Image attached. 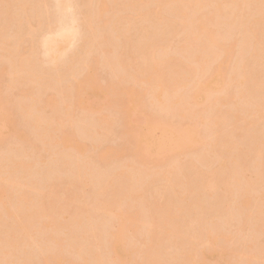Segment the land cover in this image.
<instances>
[{
    "label": "bare ground",
    "instance_id": "bare-ground-1",
    "mask_svg": "<svg viewBox=\"0 0 264 264\" xmlns=\"http://www.w3.org/2000/svg\"><path fill=\"white\" fill-rule=\"evenodd\" d=\"M110 1L111 0H102L98 2L95 5L97 7L94 10V13L92 9V11L90 10L91 12H89L86 18V29L91 32V38L90 40L89 38L88 40L86 39L88 42H86L85 48L83 47L84 50L82 49V51H84L82 52L83 56L81 55L80 58L77 57L76 60H74L75 63L73 62L74 64H71L73 67L70 68V70L73 75L81 76V65L84 64L92 70L103 64L110 69H114L112 70L113 72H119L118 76L114 79L115 81L112 80L111 83L108 82L103 85L99 83L95 73H88L83 75L82 79L74 87H71L70 85L64 86L65 76H61V72H58L59 74L56 72L60 69L59 63L62 53H64V45L73 43L76 39V34L79 32L75 30L79 26L76 24L77 21L68 15V12H72V0L54 1L57 9V11L56 9L55 11L58 15L54 14L58 18L63 17V19L59 18L58 21V18H55L59 23L55 21L56 24L53 21L55 23H53L54 26L51 25L48 27V37H45L42 41V48L44 49L42 53L43 55L45 54L44 60L47 58V64L50 62L51 64H49L54 66L53 68H55L57 74L56 76H53L52 72V74L43 73L45 76L52 75L51 78H53L51 81H49V77L47 79V76H43L42 72L39 74V70H36L35 68L37 63L35 61L36 59L34 60L35 57L32 55L35 52L34 45H32L33 47L29 48L28 51H23L24 53H22V55H19V53L22 52L20 51V47L16 46L19 48L16 49L17 52L19 51L17 56L15 54L16 51L13 48L16 44L14 45L13 43V46H10L8 44L9 42H7L8 38H5L7 41H2V39H0V48H7L10 51L12 50L11 52L14 54V56H12L14 60L12 59V61H14V64L16 63L13 65V69L19 74V76H14L11 80L8 86V93L7 91L6 93L0 91V144L3 143L1 145H4L6 142L5 140L9 138H18L19 141H22L21 147L27 146L33 149H29L27 151L28 153H32L34 149L36 151L37 146L28 140L29 135L25 132L26 127L25 129L22 127L26 125L28 127L30 124V126L32 125L34 128L33 132H38L37 135L39 137L36 136L41 142L40 148L44 149L42 152H49L48 156L50 154L53 156L59 155L57 156L58 159L63 157L61 161L59 160L60 164L58 165L57 170H64L66 173L67 170L70 171L74 166L73 163V165L71 162L69 163L73 156H76L74 158H79V155L84 154L85 146L83 141L85 136L88 139H91L89 136H93L92 139H94L97 136H106L104 133L107 131V133H109V129H111L110 127L112 125L110 126L111 123L106 116L97 121L99 124L101 121L103 123L101 125H104L103 129L105 131H102L104 132L103 134H98L99 132L97 133L96 131V134H94V131L92 130L93 132H91L90 129L94 127L93 121L96 122V120H92L95 118L94 114L102 113L106 107L113 108V110L116 109L120 112L123 117V137H126L125 139L128 143L130 142L133 144V142H135L134 144H137L136 151L134 150L135 153H133V156L130 159L132 160L131 162L134 163L125 164L123 167L121 166L119 170L117 168L116 172H114V170L107 173L108 175L104 173L102 175L101 171H99L98 175L97 170L95 171V173L97 172L96 175H93L92 171L94 169L92 167L89 168V163L88 165L83 161V166L80 161H77V164L75 165L76 167L73 168L75 171L73 169L71 171V174L74 172V175L66 173L67 177L70 175V179L68 178L69 182L64 181L66 184H69H63L67 187L70 186L71 191L73 190L77 192L76 194L72 192L74 196L72 195L73 197H69L71 191H69V193L66 192L67 190L65 191L66 193L62 191L63 194L61 195L65 196L68 193L67 197L69 198H66V200L64 199V196L63 198L60 197L61 195L53 193L54 189H56L54 186L57 182L58 186L62 185L63 178L59 180L61 182L60 184L58 179L56 181L55 179H52L56 182L55 185L47 184L53 182L51 180L53 175H51L52 177L45 179L44 176L42 177L43 174L39 175V171L37 170L38 177L40 178L41 176L44 178V181L41 178L38 179L37 175L30 171L31 169H34V172H36V167L33 168L32 166L34 161H38L39 159L36 160V158H32L34 161L30 159L31 157H35V154H32L29 157L27 155L28 153H26V151L24 152V149H22L23 147H20V149L18 148L19 151H16L17 153L14 149H11L13 152L11 153V151H8V148H10L11 145H8V148L5 147L7 149L6 151L14 156L12 155V157L10 155L11 158L3 159L5 152L3 153L1 149L3 147H0L3 153L0 152V154L3 155V160H0V264H14V262L20 264L18 263V260L25 262V260L19 259L18 255H16L18 259L14 257L15 251L19 249L20 246L22 247L23 244L24 246L27 245V238H32L31 234L34 233L33 231L38 233L44 232L45 236L43 233H40L42 235L37 234L36 232L37 235L34 233L36 237L39 235L40 239L47 237L45 238L46 240L44 239L40 241V239H38L39 241H34V243L37 242V244H39L38 247L36 246L39 249L38 251H41V247L44 248L42 250H46V252H42L43 254L45 252V255H41V252L38 251L36 253H40L41 257L43 256L42 259H40L42 264H250L257 259H260L258 260L259 263L262 260L264 261V242L262 241L263 244H260L259 247H253L256 248V251L258 250L257 252L251 247L255 246L258 241L260 242L262 240V237L260 240L256 238L257 235L259 238L261 236V234L259 235L257 233L262 232L264 235V198H262V200L255 199L256 201H259L255 202L253 199L256 197H252V192L264 185V126H261L263 123L262 121L264 120V68H262V72H256L255 70V68H257V70L260 71L261 66L264 67V65H261L260 62H258L257 58L259 55L257 53V47L264 45V0H252L251 2H248L249 0H129L127 7L133 14H135V16L140 18L141 21L148 22V20H154L153 22L157 25H163V23L166 22V19H164V16V18L162 17V13L160 12L161 10L166 9L175 16L173 20L167 22V24L170 23L168 26L171 25V29L167 31L170 26L166 27L167 29L163 28L165 31H163L164 33L162 34L159 33L161 34V36L158 34L159 37L155 34L151 37L150 35L152 34H149L150 32L147 30L149 27L146 28V25V27L140 25L142 27L140 31L144 32H142V36L145 34L144 38L147 39V42L145 41L146 45L144 48H138V46L135 45L136 47L132 49L133 52L131 57H134L136 53L140 54L144 64L142 67L133 65L131 70H126L123 56H120L119 54L116 56V52V55L114 56V51H110L111 49H109V45H111V43L114 45V39L116 38L115 42H117V37H122V35H126V38L129 36L127 39H131L129 34L127 36V33H130L129 31L132 30L131 28H134V16H124L119 18L118 21L111 20L112 17L109 16L111 13V8L109 7ZM7 2L10 3L11 1L8 0ZM18 2L21 4L23 1L18 0ZM42 2L45 3L43 4ZM42 2V8L46 10L48 6L46 5L47 2L46 0H43ZM114 3H116V1H114ZM38 4L39 5L35 7L36 9L34 8V12L38 9V6H41L40 3ZM151 4L159 6L161 10L156 11L155 9L153 10V8L152 10L149 9V11L143 10L144 6H151ZM27 7L26 4L24 6V3H22L19 7L20 12L22 10L24 13V8H26L25 12L27 14ZM209 9L212 11V15H208V13L205 12ZM113 10L115 11L114 13L117 12L116 8H113ZM43 12L44 11L41 9H38L35 12L39 22L41 21L40 24L45 20L44 18H41ZM48 13H50V11ZM199 13H203L202 17L198 16V18H196ZM26 14L24 13L21 15L24 16ZM0 15L2 17V12ZM47 15L49 18V14ZM67 15L70 17L69 19L67 18L68 20L66 19V17H68ZM23 16H20V18L21 22L24 23L25 20H22V18H25ZM32 17H34L33 21H35L36 17L34 15ZM2 18L6 20L5 16ZM28 18L26 15V19ZM64 18L67 23L63 22L65 21ZM41 19L44 20L42 21ZM28 20H26V26L28 25V27L31 28V23L33 21L32 19V22ZM38 20L36 21L38 22ZM60 21H62L63 24ZM118 22L121 24L123 23L121 28L119 25V29L115 27ZM153 22H150V24ZM0 23V32H6V29H9L8 26H10V23H7L8 26L4 24L6 21ZM16 23L18 24V21H16ZM145 23L146 22H144V24ZM48 24L50 25V21ZM1 25H4V27ZM235 25L236 28H242L240 34H243L242 37H244L240 40V43H242L241 48L240 44L229 42L231 41V36H233L231 35V32L234 33L236 30ZM215 26L221 27L218 32L214 31L213 28H215ZM109 29L113 30V32ZM105 30H107V33H103ZM158 30L159 29L157 28V32ZM182 31H186L187 35L183 34L185 36V41L184 43L179 44L180 46L178 45L177 49L179 48V57L176 58L172 53L170 54L172 45L169 42L172 43V41L168 38L171 36L172 38L173 36L176 38L175 36H180L183 33ZM221 31H224V33H221ZM4 32H2L1 35ZM109 32L112 34L114 33V39H111L108 34ZM115 34L118 36L115 37ZM127 41L131 43V41ZM103 46H106L104 47L105 49H103V53L105 54L104 58L101 57V59L99 55L97 54V56L93 51ZM237 46L241 49L242 56L240 55L238 57L239 59H237L234 66L231 67L229 62H227L225 68L223 65L224 62H221L218 66L214 65L221 58L232 54ZM212 47H214L215 50L212 49ZM113 50L115 49L113 48ZM151 51L154 54H157L156 57H149ZM245 53L249 54V56ZM15 57H18L17 60H15ZM249 62H253L254 64L251 66L250 64L252 63L249 64ZM35 63L36 65H34ZM220 65L223 67H220ZM9 66L10 65H8V68H10ZM53 68H51V70ZM6 70L7 65L6 68L4 64L3 66H0L1 77L2 73ZM93 71L95 72V70ZM46 79L48 81H46ZM129 79L133 80L135 83L131 88L127 86ZM80 82L83 84H80ZM231 84H234L235 86L233 92L230 91L232 89L229 87ZM23 85L27 87L24 90L28 93L26 98H28L30 102L27 100L28 103L24 102L23 105L20 103L16 104L18 107L19 104L21 105L19 108V114L22 117L19 114L18 115L23 119L22 122L19 117L20 119L16 122L17 118H14L13 112L10 108L9 96L6 94H9L14 88ZM34 85H37V87L40 88L39 92L42 91V87L46 90H43L40 93V96H37L32 89ZM38 85H41L42 87ZM60 85H62V87ZM136 85L144 86L145 93L147 90L150 91L149 95L152 99V105L154 103L159 110L155 114L154 112H146V117L150 118L146 130L144 129L140 133L134 135L132 134V131L128 129L126 122L129 107L124 98H126L127 94H130L129 99L131 101H139L145 104L146 98L142 95L141 91L135 89ZM49 88L51 90L54 88L51 93L55 94L56 92H53L54 90H56L57 93L55 95H49L50 92L47 91ZM86 91H88L90 98H82L81 102L86 105L80 106L85 112L83 113L84 117L81 118L82 115H80L79 121L73 120V116L71 117L72 109L77 104L80 95ZM48 107L61 109L64 112V117L67 119V122L71 125L72 130L62 131L58 124L53 123V120L45 118L43 114ZM189 107H191V109ZM249 107L251 110H249ZM145 109L147 111L146 104ZM188 112H190L191 115L193 114L191 121L192 124L190 123L191 125H187L188 123H173L174 120H178L179 118L185 119ZM90 116L94 118H91ZM88 118L91 119L88 120ZM19 121L22 122V124L26 122L28 124L26 123L21 126ZM87 121H92L93 125H91L92 122L89 123ZM86 122L92 127H89ZM199 125L203 128H199L201 127ZM147 128H155L154 131L157 129L160 130V132H162V137H159L160 139L153 137L154 131L150 134L147 132ZM103 129L101 128V130ZM235 130L246 131L247 138L251 139V142L253 141L256 143L257 149L254 152H250L253 155L252 159L251 157H249L250 159H247L250 154H248V150V152L244 154L246 159L241 157L243 156L242 153L244 152V149H242V147L240 148V145L236 142L233 134ZM59 131H61V134H58ZM7 144H9V142H7ZM201 145L203 149L201 152H197L196 160L192 159L190 161L191 163L188 162L189 164L187 163L186 165L183 163L182 165L180 164L181 162H178L177 165L172 166L170 171L167 170L169 172L165 171L164 173H159L160 171L158 172V170H154V174H151L153 173V169L150 168H152L153 165L154 168L155 165H159L157 164L158 162L156 161L158 160L155 157L160 153V150L161 152H166L173 148L182 151L187 150V153H191L196 151ZM120 151L122 152L123 150ZM62 152L65 154L62 155ZM239 152H242L241 155ZM105 154L109 155L112 159L121 155L116 148H104L100 155H102V158H105ZM26 155L33 163L30 164V161L27 160L28 158L26 160L29 161V163L25 161V157H27ZM66 155L70 156V159L68 158L69 161L66 160L67 158L65 159ZM53 156L48 157V159L53 158ZM74 158L72 161H74ZM53 159H56V156ZM40 161H38V163L35 162V166H37ZM57 161H51L53 162L52 165L54 164L53 166L51 165V162H47L49 163V166L51 165V167L54 168L57 165L55 163ZM64 161H68V165L65 164L66 162ZM195 161H198L199 165H203V169L206 166L205 170H202L201 167L199 168V165H197ZM47 162L44 161L43 164L40 162L41 164L39 165H41V167L39 168V166H37V169L43 168L40 170V172H43L45 168L43 165L45 163L47 164ZM74 162H76V159ZM214 162L219 164V168H216L218 171L212 169L214 166L212 168L210 167ZM172 163L173 162L169 163V165H172ZM61 164H65L67 167L69 166L68 169H66L65 165L63 166L65 169H63ZM86 164L88 165V168ZM136 165L139 169H137ZM49 166H47V168H49L50 171L52 169L51 173H54L55 176V173H58L56 172V167L54 168V171L53 168ZM59 167H61V170H59ZM139 170L142 172H139L140 175L138 177L139 179L143 177V179L140 180V183H138L140 185L138 186L135 180L138 178L137 175ZM29 171L34 174H31L32 177L36 175L32 178L35 179V182H31L32 180L29 179V177L31 178V175L28 177ZM46 171V173H50L48 172V169ZM156 172L158 174H155ZM110 173L112 174L109 175ZM162 173L163 175L161 177ZM44 175L48 176L47 174ZM56 176L61 178L62 174L59 176L58 173ZM66 176H63L64 179ZM134 176L135 179H133ZM156 176H160L162 181L165 179V182H168L167 184L170 186H166L169 188L168 195H164L167 192L165 189L162 194L163 202H159L157 200L159 198L153 196V198H156L155 201H153L154 199L152 198L151 202L149 200V203L147 204L148 197L146 198L144 195L149 196L153 187L150 189L151 191L146 188L149 186L151 188V185L155 184L156 181L161 182V179L159 180L160 177L157 180ZM36 177L40 183L43 181V185H46H42V187L37 181L41 186L39 187V185L36 184ZM147 177L150 179L149 182ZM145 178L147 180L146 182H144ZM48 180L50 181L47 182ZM133 181L135 185H133ZM85 186H91V189H94L90 191L92 192V195L90 192L87 194V196H89L88 198L91 200L89 201V199H87L88 202H85L87 201L85 200L86 194L83 191ZM157 186H154L155 190H157ZM229 187L232 188V191L229 190ZM145 189L150 192L144 194ZM35 190L40 192L39 196H36L38 193ZM234 191V195H237L239 197L238 200L240 201L238 202L239 205H237V212L240 213L241 218L244 216V219H246H243L242 222H245L246 224L247 220L253 221H251L252 223L249 221L251 226L248 224L249 227H247H251V229L249 230L246 228L248 232H245L246 236L249 237V234L252 231L256 232V237L254 236L256 240L252 237L254 234L251 233L252 240L249 239L248 241L247 239V242H244V244L247 243L245 244L247 246L245 247L246 249L244 248V245L242 247V242L239 243L242 247L239 249H242V251H238L235 248L233 249V246H236L239 240H236L238 242L233 243L234 245L231 243L233 242L232 240L239 239L240 237L238 236L244 234V232H242V230H245V227L244 229L242 227L243 223H241L242 225L240 228V230H242H238L241 233L238 234V231L236 230L237 236L236 234L230 236V233H226L225 229V232L224 230L222 231L221 229L223 228H219V225H217V221H219L217 219H220L221 216L223 217V212L226 214V211H224L225 209L227 210V217L232 213L230 211H234L232 209H237L236 205L234 208V205L232 207L231 204L235 200L230 202L232 201L230 195H233ZM31 192L35 193L33 197L35 201L31 197L33 196ZM80 193L83 196H81ZM193 194H199L202 196V199L204 198L205 200L207 198L208 202L211 200V204L215 199L213 205L215 202L218 204H215L214 207L209 204L210 202L204 203L203 201L201 203H195L196 201L193 199L192 201L195 202L190 201L189 203L188 200L191 197L190 195ZM164 196H166V199ZM52 198H54V202L56 200V204L53 208H51L53 204L51 200ZM81 199L85 201L82 202ZM204 204L207 206L210 205V210L207 208V211H204L207 207ZM194 210L202 215H200L199 219H204L203 221L209 223V225L201 223V226L202 224L204 225L203 229L202 227L200 228L201 230L193 229L190 226V224L192 226L193 224L190 223V220L187 221L186 219L189 217L190 212L192 213ZM237 214L234 213L232 215L235 217ZM238 216H236L235 219ZM102 217H105L108 221L106 225L108 228L106 227V230L104 229V223L106 221L104 222L101 219L104 223H99V220ZM109 218L113 221L112 225ZM230 218L232 219L233 216L229 217V219L223 217L228 225H230L231 222L237 223L239 219H241L239 218L234 221V218L233 220H230ZM223 219H220L219 222L224 223L225 221L223 222ZM5 221H7L8 224L9 221H12V223L10 222L12 228L8 233L3 231V228L1 229ZM227 221L231 222L228 223ZM239 223L240 221L238 224ZM245 224L244 226H246ZM100 225H104V228L100 227ZM220 225L223 226L222 224ZM224 226L226 227L225 224ZM126 229H129V232H132L135 237L144 235L140 249H135L131 244L132 241H124V237L126 239H131L132 237L138 239L142 236L136 238L134 236L128 237L122 232ZM48 230L53 231L51 235H49L50 232L46 233L47 235L45 234V231ZM2 231L6 232L3 237L1 236V234H3ZM5 235H7V237H4ZM246 238H244V240ZM201 239H203V242H206L208 245L213 246L214 250H200L199 248L202 243ZM254 240L256 241L255 245L252 243ZM165 241L166 245H164ZM250 243L252 245H250ZM168 244L170 246L166 247ZM229 244L232 245V248L228 246ZM49 245L52 247L51 249ZM239 245H237V247ZM33 246L36 248L35 245H32V247ZM28 247V245L27 247L25 246V250H27ZM170 247L176 249V253H174V250L172 251ZM166 248H169L171 251ZM20 249L22 251L18 252L21 253V258L25 256L23 254L24 247L23 249ZM36 249L33 251L36 252ZM243 249L248 252L246 251L247 253H245ZM168 251L171 252L172 255H170ZM166 252L168 254H166ZM27 254V256H31L29 255V252ZM73 254V258L75 259L76 257V260L71 257ZM11 256L16 260H12L13 262L10 261L9 259H11ZM27 256L24 257V259L29 258ZM30 259L31 261L33 260L32 257H30L26 261ZM40 261L38 260V263ZM258 261H256V264ZM28 263L31 262L28 261L27 264Z\"/></svg>",
    "mask_w": 264,
    "mask_h": 264
},
{
    "label": "rangeland",
    "instance_id": "rangeland-1",
    "mask_svg": "<svg viewBox=\"0 0 264 264\" xmlns=\"http://www.w3.org/2000/svg\"><path fill=\"white\" fill-rule=\"evenodd\" d=\"M8 0H0V11L2 12V17H4L5 16V19L6 20H4V18H2L1 17V15H0V17L3 19H1L0 18V22H2L3 21V23H4V21H6V23H4V24H6L7 26H8V24L10 25V26H8V28L9 29H4L6 32H4V31H2V32H4L2 35H1V33L2 32H0V35L2 36H0V39H2V41L3 40H6L7 38V42H9L8 44L11 46L13 43H14V45H15V47L13 46V48L15 49V51H16V49H19V48H17V47H20V51H22L21 53H19V51L17 52L16 51V55L18 56V53H19V55L21 54L22 55V53H24L25 51H28L29 50V48H31V47H33L32 45H34V48H35V55H34V53L32 54L35 58H34V60L36 61V63H37V65H36V63L34 64V65H36V70H39V74H40V72H42V74L44 73V74H49V73H51L53 76L55 75H57V74H59L60 72L62 73H60V75L62 76V75H64L65 76V84H64V86H66V85H70L71 87H74L75 85H77V83H79V81L82 79V77H83V75H85V74H88V73H95L96 75H97V78H98V81H99V83H101V84H105V83H111L112 82V80H114L115 78H116V76H118V73L119 72H113L112 70H114V69H110L108 66L106 67L105 65H103V64H101V65H99V66H97L95 69H89L87 66H85L84 64L83 65H81V68H82V75L81 76H75V75H73V73L71 72V70H70V68H72L73 66V64L75 63L74 62V60H76V58L77 57H81V55L83 56V54H82V52H84V51H82V49L84 50V48H85V44H86V42H88L87 40H88V38H89V40H90V34H91V32L90 31H88L87 29H86V18H87V16H88V14H89V12H91L92 10H93V13L95 12L94 10L96 9V7L97 6H95L98 2H100V1H102V0H72L73 1V7H72V12H68V15L70 16V17H72V19H75V21H77L76 22V24H77V26L76 25H74L75 27H77L78 28V30H77V28L75 29L77 32V34H76V39L73 41V43H68V44H66V45H64V53H62V56H61V60H60V63H59V65H60V69H56L57 71V74H56V72H55V68H53L54 66L52 65H50L49 63L47 64V62H48V60H44V58H45V54L43 55V51H44V49L42 48L43 46H42V41H43V39L45 38V37H48V31H49V26H51V25H53L54 26V24L57 22V23H59L58 21H59V18H61V17H57L55 14H57V9H56V0H46V5H48L47 6V9L45 10L44 8H42V4H41V2L43 1V0H22L23 2L22 3H24V6H25V4H26V7L28 8L27 9V14H26V8H24L25 10H24V13L27 15V18H28V16H29V20L28 19H26V15H21V14H24L23 12H22V10H21V12H20V9H19V7H20V5L22 4H20L19 2H18V0L17 1H13V0H10L11 2L10 3H8L7 2ZM13 1V2H12ZM55 1V2H54ZM57 1H59V0H57ZM61 1H63V0H61ZM65 1V0H64ZM67 1V0H66ZM70 1V0H69ZM114 1H116V3H114ZM252 0H249L248 2H251ZM17 4H16V3ZM50 2V3H49ZM38 3H40V5L41 6H38V9H41L42 11H44L43 12V14H42V17L41 18H44V19H41L43 22H42V24H40V22H39V20H38V18L36 17V14H35V12L38 10H36L35 12H34V8L35 7H37V5H39ZM43 3V2H42ZM45 3V2H44ZM43 3V4H44ZM128 3H129V0H111L110 1V3H109V7L111 8V13L109 14V16H111L112 18H111V20H113V21H118L119 20V18H122V17H124V16H129V15H132V16H134V22H135V24H134V28H131L132 30L131 31H129L130 33H127V36H128V34L130 35V38L132 39H127V38H129V36L126 38V35H122V37L121 36H119V37H117L118 35H116L115 34V37H117V42H115L116 41V38L114 39V36H113V34L111 33V32H113V30H111V29H109L111 32H109L108 34L110 35V37H111V39L113 38L114 39V45H112L113 43H111V45H109V49H111L110 51H114L113 53V55L115 56L116 54H115V52L117 53V55L116 56H118V54L121 56H123V59L125 60V66H126V70H131L132 69V66L133 65H136V66H143V64H144V61H143V59H142V57L140 56V54H135L134 55V57H131V54H132V49L134 48V47H136V46H138V48H144L145 47V45H146V43H145V41L147 42V39L146 38H144V35L142 36V34L144 33L143 31V33L140 31L141 30V26L140 25H142V26H144V27H146V28H148L147 30H148V32H150L149 34H152V35H150L151 37L153 36V34H155V35H157L158 37H159V35L161 36V34L162 33H164L163 31H165V29H167L166 27H169L168 29H167V31H169V29H171V25H169L168 26V24H170V23H168L167 24V22H170L171 20H173V18L175 17L174 15H173V13H171V12H169V10L168 9H166V10H161V8L159 7V6H156V5H152L151 4V6H144V8H143V10L144 11H149V9H151L152 10V8H153V10L155 9L156 11H160L161 10V12L160 13H162L161 15H162V17L164 18V19H166V22H164V23H166V24H164L163 23V25H161V24H159V25H157L156 23H154L153 21L154 20H152V21H149L148 20V22L147 21H141L140 20V18H138L137 16H135V14H133L132 12H131V10H129V8L127 7V5H128ZM51 4V5H50ZM23 6V5H22ZM46 7V6H45ZM50 7V8H49ZM55 7V8H54ZM113 8H116L117 9V12L116 13H114L115 11L113 10ZM36 9V8H35ZM54 10V12H53V10ZM55 9H56V11H55ZM74 9V10H73ZM92 9V10H91ZM91 10V11H90ZM150 10V11H151ZM50 11V13H48ZM112 11H113V13H112ZM163 11V12H162ZM1 12H0V14H1ZM46 12H47V14H49V18H48V15L46 14ZM74 12V13H73ZM206 13H208V15H212V11H210V9L209 10H206L205 11ZM5 15H4V14ZM32 13H34V14H32ZM55 13V14H54ZM93 13H91V14H93ZM204 13V12H203ZM203 13H199L197 16H196V18H198V16L199 17H202V15H203ZM44 14H46V15H44ZM4 15V16H3ZM35 16L36 18V20H38V22H39V24H38V22L35 20V21H33V18L34 17H32V16ZM43 15H44V17H43ZM58 15V14H57ZM67 15V16H68ZM20 16L22 17H24L25 19H23L22 18V20H25L24 21V23L23 22H21V18H20ZM61 16H63V15H61ZM66 17V19L68 18H70V17ZM30 17H32V18H30ZM53 18V20H52V18ZM58 20V21H56V19ZM109 18V17H108ZM31 19H32V21H31ZM61 19H63V17L61 18ZM60 19V20H61ZM66 19L64 18V20L66 21ZM67 19V20H68ZM77 19V20H76ZM26 20H28V21H31L32 23V27L31 28H29L28 27V25L26 26ZM16 21H18V24L16 23ZM21 23H20V22ZM49 21H50V25L48 24L49 23ZM55 23H54V22ZM65 21H63L64 23H67V21L65 22ZM175 21V20H174ZM62 24H63V22L62 21H60ZM70 22H71V20H70ZM78 22H79V24H78ZM144 22H146L145 24H144ZM150 22H153V23H151L150 24ZM2 23V24H3ZM8 23V24H7ZM52 23V24H51ZM54 23V24H53ZM56 23V24H57ZM120 22H118V23H116V25H118V26H116L115 25V27H119V25H120V28L123 26V23L121 24H119ZM1 24V23H0ZM17 24V25H16ZM68 24H69V22H68ZM172 24V23H171ZM60 25V24H59ZM146 25V26H145ZM166 25V26H165ZM173 25H174V23H173ZM1 26H3L4 27V25H1ZM6 26V27H7ZM19 26V27H18ZM57 26V25H56ZM155 26V27H154ZM161 26V27H160ZM5 27V28H6ZM140 27V28H139ZM155 28V29H154ZM157 28L159 29L158 30V32H157ZM163 28H165L164 30H163ZM213 28V27H212ZM220 26H215V28H213L214 29V31H216V32H218L219 30H220ZM224 28V27H223ZM233 28H234V26H233ZM235 28H236V25H235ZM240 28L241 27H237L236 28V30L235 29H233V30H235V32L233 33V32H231V35H233V36H231L232 38H231V41H229L230 43H237V44H240V48H241V44L242 43H240V40L244 37H242V35L243 34H240L241 32L240 31H242V28H241V30H240ZM119 29V28H118ZM122 29H124V28H122ZM153 29V30H152ZM238 29V30H237ZM225 30V29H224ZM232 30V31H233ZM107 30H105V31H103V33L104 32H106ZM118 31H120V30H118ZM154 31V32H153ZM166 31V32H167ZM239 31V32H238ZM121 32H124V31H121ZM183 32V31H182ZM100 33H101V31H100ZM107 33V32H106ZM159 33H161V34H159ZM221 33H224V31L222 32L221 31ZM233 33V34H232ZM159 34V35H158ZM180 34H181V32H180ZM179 34V35H180ZM187 35V33H186V31H184L180 36H178V35H176L175 37L176 38H174V36H173V38H172V36L171 37H169L168 39L170 40V41H172V43L171 42H169L171 45H172V47H171V52H170V54L172 53V55L174 56V57H176V58H178L179 57V48L177 49V47H178V45L179 44H182V43H184V41H185V36L184 35ZM121 35V34H120ZM122 39H121V38ZM158 37H156V38H158ZM6 38V39H5ZM120 38V39H119ZM125 38H126V40H125ZM14 39V40H13ZM87 39V40H86ZM127 40H129V41H131V43L130 42H128ZM2 41H1V43H2ZM5 42V41H4ZM111 42H112V40H111ZM242 42V41H241ZM107 45V44H106ZM134 45V46H133ZM136 45V46H135ZM17 46V47H16ZM180 46V45H179ZM84 47V48H83ZM104 47H106V46H103V47H99V48H97V49H95V51H93V53L94 54H98L99 55V57L101 58V57H103L104 58V54L105 53H103V49H105ZM113 48L115 49V50H113ZM212 49H214L215 50V48L214 47H212ZM176 50H177V52H176ZM241 49H239V46H237V48L234 50V52L232 53V54H230V55H227V56H225L224 58H221L220 60H218L214 65H216V66H218L221 62H224V68L226 67L225 65L227 64V62H229L231 65V67L232 66H234V64L236 63V61H237V59H239L238 57L241 55L242 56V52L240 51ZM12 51V50H11ZM10 50H8L7 48H0V66L2 65L3 66V64L5 65V68H6V65H7V70L4 72V73H2V77H1V75H0V91L3 93H6V91H7V93H8V86H9V84H10V82H11V80L14 78V76H19V74L17 73V72H15V70L13 69V65H15L13 62L14 61H12V59L14 60V58L12 57V56H14V54H13V52H11ZM24 51V52H23ZM139 51V50H138ZM175 51V52H174ZM241 53V54H240ZM257 53L259 54L258 56H257V58H258V62H260V64L261 65H264V45L262 46V45H260L259 47H257ZM11 54H13V55H11ZM101 54H102V56H101ZM246 55H248L249 56V54H247V53H245ZM245 54H244V56H245ZM80 55V56H79ZM97 55V56H98ZM113 55H112V57H113ZM156 55L157 54H154L152 51L150 52V54H149V57L150 58H154V57H156ZM171 55V56H172ZM173 57V58H174ZM247 57V56H246ZM16 58V57H15ZM18 58V57H17ZM17 58L15 59V60H17ZM33 58V57H32ZM241 58V57H240ZM102 59V58H101ZM33 60V61H34ZM251 61V60H250ZM253 61V60H252ZM16 62V61H15ZM74 62V63H73ZM34 63V62H33ZM250 63H252V64H250ZM72 64V65H71ZM249 64L252 66L254 63L253 62H249ZM8 65H10L9 67L10 68H8ZM59 65H58V68H59ZM38 66V67H37ZM51 66V67H50ZM71 66V67H70ZM76 66V65H75ZM76 67H78V66H76ZM220 67H223V66H221L220 65ZM256 67H258V66H256ZM260 67V66H259ZM38 68V69H37ZM51 68H53L54 69V72H53V69L51 70ZM262 68H264L263 66H261V69H260V71L259 70H257V68H255V70H256V72H262ZM77 69V68H76ZM79 69V68H78ZM61 70V71H60ZM93 70H95V72L93 71ZM46 72V73H45ZM59 72V73H58ZM43 74V76H45ZM50 74V75H51ZM51 75V76H52ZM120 75V74H119ZM147 75V74H146ZM47 76V79H48V77L50 78V80L49 81H51V79L53 78H51V76H49V75H46ZM45 76V77H46ZM46 79V81H48ZM62 79H64V78H62ZM115 81V80H114ZM61 84H62V82H61ZM80 84H83L82 82H80ZM132 85H135V83H134V81L133 80H131V79H129V81H128V84H127V86L129 87V88H131V86ZM38 86H40V87H42L41 85H38ZM61 87H62V85H60ZM23 87V88H22ZM25 86L23 85V86H18L17 88H14V90H10L11 92H9V94H6V95H8L9 97H8V99H9V103H10V108H11V110H12V112H13V115H14V118L16 119V122H18L17 120H19L22 116L19 114V112H20V104H24V102H27L28 103V101H29V99L28 98H26L27 96H28V93L24 90V89H26L27 87H25ZM34 87H35V89H34ZM34 87H32V89L35 91L34 93L38 96H40V93L44 90V87H42L41 89H42V91L41 92H39L40 91V88L39 87H37V85H34ZM144 86H140V85H136L135 86V89H137V90H139V91H141L142 92V95L146 98V102H145V104H146V106H147V111H146V109H145V104L143 103V102H139V101H131L130 99H129V96H130V94H127L126 95V98H124V100L127 102V106L129 107V111H128V115H127V117H126V122H127V125H128V129H130L131 131H132V134H134V135H136V134H138V133H140L141 131H143L144 129L146 130V127H147V123L150 121V118L148 117H146V112H154V114L155 113H157L158 112V107L157 106H155V104L153 103V105H152V99L150 98V95H149V90H147V92L145 93V91H144V88H143ZM229 87H231L232 89L230 90L231 92H233L234 91V84H231ZM39 88V89H38ZM50 89V88H49ZM49 89L47 90L48 92H50L51 93V91L54 89H50V91H49ZM46 90V89H45ZM44 90V91H45ZM37 92V93H36ZM38 92H39V94H38ZM48 92H47V94H48ZM53 92H56L57 93V91L56 90H54ZM49 93V95H52L53 93H51L50 94ZM55 93V94H56ZM55 94H53V95H55ZM90 98V95H89V93H88V91H86V92H83L81 95H80V98H78V100H77V104L75 105V107L72 109V115H71V117H72V119L73 120H78L79 121V117H80V115H82L81 116V118L82 117H84V115H83V113H85L84 112V110L80 107V106H85L86 104H83L82 102H81V100H82V98ZM129 99V100H128ZM28 100V101H27ZM21 102H23V103H21ZM30 102V101H29ZM18 103H20L19 104V107L16 105V104H18ZM26 103V104H27ZM250 107L252 108V106L250 105ZM250 107H249V110H251L250 109ZM190 109H191V107H189ZM19 109V110H18ZM109 109H112V110H109ZM253 109V108H252ZM18 110V111H17ZM21 116H19V115ZM44 116H45V118H47L48 120H53V123L54 124H58L59 125V127L61 128V130L62 131H70V129H71V125H69V123L67 122V119L64 117V112L61 110V109H59V108H55V107H48V108H46V110H45V113L43 114ZM106 116V118L108 119V121H110V128L111 129H109L110 131H109V133H104V132H102V131H105L104 129H103V126L101 125V124H103L101 121H100V124H99V122H97L98 120H101L103 117H105ZM108 116V117H107ZM20 117V118H19ZM74 117H75V119H74ZM76 117H77V119H76ZM91 117V116H90ZM95 117V118H94ZM94 117H91V118H94V119H92V120H96V122L95 121H93L94 122V127H92V126H90V124L89 123H91V122H89V121H87V122H89V123H87L88 125H89V127H92V128H90L91 129V132H93L94 131V134H96V132L98 133V134H100V133H104L106 136H102V134H101V136L102 137H96V138H94V139H92L93 138V136L91 137V136H89V138H91V139H88V138H86V136L84 137V141H83V143H84V146H85V152H84V154L83 155H79L78 157L79 158H74V157H76V156H73V158H74V161H75V159H76V162H74V161H72V159H71V161H69V155L67 156L66 155V157H65V159L66 160H68L69 161V163L71 162V164L73 163L74 164V166H73V168H75L76 166V164H77V161H80L81 162V164H83V161L84 162H86L88 165H89V168H93L94 170L92 171V170H90V171H92V173H93V175H96V173H95V171L97 170L98 171V175H99V171H101L102 172V175H103V173L104 174H106V175H108L107 173H109V172H111V171H114V172H116L117 171V168H118V170L120 169V167L122 166H124L125 164H133L134 162H131L132 160H130L131 159V157L133 156V153H135L134 152V150L136 151V146H137V144H134L135 142H133V144H131L130 142L128 143V141L125 139L126 137H123V117H122V115L120 114V112L118 111V110H116V109H114L113 110V108H109V107H106V108H104V110H103V112L102 113H100V114H94ZM91 118H88V120L89 119H91ZM109 118H110V120H109ZM192 118H193V114L191 115L190 114V112H188V115H187V117L185 118V119H178V120H174V124H176V123H183V124H187V125H189L190 123H191V121H192ZM20 121H22L23 122V119L21 118V120ZM19 121V123H21V126L24 124H26V123H23L22 124V122H20ZM93 122L91 123V125H93ZM263 123V125L261 124V126H264V120L262 121ZM28 124V123H27ZM192 124V123H191ZM190 124V125H191ZM102 127H101V126ZM20 126V125H19ZM20 126V127H21ZM29 126H30V124H29ZM28 126V127H29ZM199 126H201V125H199ZM19 127V128H20ZM22 127H24V129H25V127H26V129H25V132L26 133H28V135H29V138H28V140L31 142V143H33L35 146H37L36 147V151H35V149H34V151L31 153V152H27L29 149L30 150H33V149H31V148H29V147H27V146H25V147H21V145H22V141H19L18 140V138L17 139H15V138H9V139H7V140H5L6 142V144L4 143V145H1V144H3V143H1L0 145V147H3V148H1L2 149V151H3V153L5 152V155H4V158L3 159H7V158H11L10 157V155L12 156L13 154H11V153H13L12 151H11V149L13 150L14 149V151L16 152V151H19V149H20V147L22 148V149H24V152L26 151V153H28L27 155L30 157L32 154L35 156V157H31L30 159H32V158H36V160H38V161H40L42 164L44 163V161H48V162H51V161H53V160H55V161H57V156H59V155H55L56 156V159H53L55 156H53V155H49L48 156V154H49V152L47 153V151L45 152H42L44 149H42V148H40V145H41V142H40V140L37 138V134H38V132H36V133H34L33 132V130H34V128L32 127V125L29 127V128H31V129H29L28 127H27V125L26 126H22ZM21 127V128H22ZM20 128V129H21ZM73 128V127H72ZM101 128L103 129V130H101ZM199 128H203L202 126L201 127H199ZM261 128V127H260ZM263 128V127H262ZM23 129V128H22ZM148 129V128H147ZM154 129L155 128H152V129H148L147 130V132H149L150 134L154 131ZM36 130V129H35ZM72 130V129H71ZM78 130V129H77ZM93 130V131H92ZM79 131V130H78ZM96 131V132H95ZM58 134H61V131H59L58 132ZM93 134V133H92ZM93 134V135H94ZM97 134V135H98ZM234 134V136H235V139H236V142L238 143V145H240V148L242 147V149H244V152H243V150L241 149V151L243 152H239L240 153V155H241V153H242V155L243 156H241L242 158H245L246 159V157H244L245 155V153H247L248 151V154L250 153V152H254L256 149H257V145H256V143L255 142H251L250 140L251 139H248L247 138V132L246 131H242V130H235V132L233 133ZM37 135V136H36ZM39 137V136H38ZM95 137V136H94ZM153 137H155V138H161L162 137V132H160V130H155L154 132H153ZM250 137V136H249ZM86 138V139H85ZM124 138V139H123ZM159 138V139H160ZM83 139V138H82ZM126 140V141H125ZM7 142H9V144H7ZM81 143V142H80ZM137 143V142H136ZM252 143H254V144H252ZM14 144V145H13ZM8 145H11L10 146V148H8ZM8 148L9 150L8 151H11V153L10 152H8V151H6L7 149L6 148ZM200 147V148H199ZM198 147V149H196V151H194V152H191V153H187L188 151L187 150H185V151H182V150H179V149H173V148H171L170 150H168V151H166V152H161V150H160V153L158 154V153H156V154H158V155H156V159L158 160V161H156V162H158L157 164H159V165H155V168H154V165H153V167L152 168H150V169H153V173H151V174H154V170H158V172L159 173H161V172H169L171 169H172V166L173 165H177L178 164V162L180 163V164H182L183 165V163L186 165L188 162H190L192 159H194V160H196V157H197V152L199 153V151L201 152V150L203 149L202 148V145L201 146H199ZM19 148V149H18ZM28 148V149H27ZM40 148V149H39ZM66 148H70V147H66ZM106 149V148H116V149H118V151L121 153V155L120 156H117L116 158H114V159H112V158H110V156L109 155H106V157L105 158H102L101 156L102 155H100V153H101V151L103 150V149ZM158 148V147H157ZM254 148V149H253ZM1 149H0V152L2 153V151H1ZM21 149V150H22ZM27 149V150H26ZM252 149V150H251ZM5 150V151H4ZM120 150H123L122 152L120 151ZM159 150V149H158ZM248 150V151H247ZM251 150V151H250ZM23 151V150H22ZM36 152V153H35ZM2 153V154H3ZM17 153V152H16ZM193 153H195V154H193ZM2 154H0V155H2ZM15 154V153H14ZM30 154V155H29ZM65 154V153H64ZM63 154V152H62V155H64ZM255 154V153H254ZM9 155V156H8ZM16 155V154H15ZM26 155V156H27ZM14 156V155H13ZM12 156V157H13ZM25 157V161L26 162H28L29 163V161H30V164L31 163H33L32 161H34V159H32V161L29 159V157ZM50 156H53V158H49L48 159V157H50ZM61 156V155H60ZM246 156H247V154H246ZM2 157H3V155L2 156H0V160H3L2 159ZM38 157V158H37ZM62 157V156H61ZM249 157H251V159H252V157H253V155H252V153H250L249 155H248V158L247 159H250ZM28 158V159H27ZM69 158V159H68ZM29 160V161H27V160ZM51 159H53V160H51ZM61 159H63V157L61 158ZM61 159H58V161L57 162H59V160L61 161ZM78 159V160H77ZM244 160V159H243ZM38 161H34V164H33V168L34 167H36L35 168V171L36 172H34V169H31L30 171H32L34 174H36L37 175V177H38V173H39V175L40 174H43L42 175V177L44 176V178L45 179H48V178H50V177H52L51 175H53V177L51 178V180L52 179H55V181L58 179V181L60 180V179H62L63 178V183H62V185H59L58 186V182H57V187H56V185H55V181H53L52 183L51 182H49L50 180H48L47 182H49V183H47V182H44V183H47V184H54L55 186V188L56 189H54V191H53V193H56V194H59V195H61V194H63L62 193V191H66V192H68L69 193V191H71V187L70 186H66V185H68L69 183H67L66 184V182H69L68 181V178L70 177V175H68V177L66 176V173H70L71 174V171H72V169L69 171V170H67V172L65 173V171L64 170H62V171H64V172H62V171H58L57 170V167H58V165L60 164V162L59 163H57V162H55L56 164V172H58L59 173V176H60V174H62V176H61V178H59L58 176H56L58 173H55L56 175V177L54 176V173H51L52 172V169L51 168H53V167H51V165H52V163L53 162H51V165L49 166L48 164V162H47V164L45 163L43 166H45V168H47V166H49V167H51L50 169H51V171L49 170V168H47L48 169V172H50L49 174L48 173H46L47 171V169H45L44 168V171L43 172H45V173H43V172H40V170H42V169H37L38 167L37 166H39V168L41 167V165H39V164H41L40 162H39V164H37V166H35V162H37L38 163ZM63 161V160H62ZM68 161L66 162V161H64V162H66L65 164H67L68 165ZM130 161V162H129ZM64 162H62V163H64ZM171 162H173L172 163V165L170 166L169 165V163H171ZM177 162V163H176ZM194 162V161H193ZM196 162V164L197 165H199L198 164V161H195ZM191 163V162H190ZM65 164H61L62 165V168H63V166L65 165ZM72 164V165H73ZM86 164V166H87V168H88V165ZM189 164V163H188ZM201 164V163H200ZM214 164V165H213ZM54 165V164H53ZM52 165V166H53ZM67 165H65V167H66V169H68V167H67ZM42 166V167H43ZM83 166H84V164H83ZM85 166V167H86ZM158 168H157V167ZM214 166V167H213ZM54 167V168H55ZM71 167V166H70ZM136 167H137V169H139L138 168V166L136 165ZM171 167V168H170ZM201 167V169L202 170H205V168H206V166H205V168L203 169V165H199V168ZM214 171L215 170H217L216 168H219V164L218 163H212V165L210 166ZM54 168H53V170H54ZM61 167H59V170H61L60 169ZM63 169H65V168H63ZM149 169V170H150ZM211 169V170H212ZM39 172H38V171ZM74 171H75V169H73ZM167 170H169V171H167ZM29 171V172H30ZM55 171V170H54ZM141 170H139L138 171V175H137V177L140 175V172ZM218 171V170H217ZM29 172H28V177L31 175V174H33L32 172H30V174H29ZM38 172V173H37ZM100 172V173H101ZM142 172V171H141ZM151 172V171H150ZM113 173V172H112ZM112 173H110L109 175H111ZM163 173L161 174V177H162V175H163ZM33 174V175H34ZM44 174H47L48 176H45ZM155 174H158L157 172L155 173ZM166 174V173H165ZM217 174V173H216ZM35 175V176H36ZM71 175H74V172H72V174ZM34 176V177H35ZM66 176V178H67V180H66V178L64 179V177ZM34 177H32V175H31V178L29 177V179L30 180H32L31 182H35V179H32V178H34ZM37 177H36V184H38V183H40L39 182V180H37ZM41 176H40V178L42 179V180H44V178H42ZM58 177V178H57ZM73 177V176H72ZM157 177V176H156ZM160 177V176H159ZM159 177H157V180H158V178ZM161 177L159 178V180L161 179ZM39 177H38V179H40ZM150 178V177H149ZM70 179V178H69ZM133 179H135V176L133 177ZM141 179H143V177H141L140 179H139V177L135 180V182H136V184H138V183H140V180ZM152 179V178H151ZM41 180V181H42ZM66 182H65V181ZM137 180H139V181H137ZM145 181L144 182H146L147 180H148V182L150 181V179H148V177H147V180H146V178L144 179ZM153 180V179H152ZM152 180H151V183H152ZM37 181H38V183H37ZM45 181V180H44ZM166 180L164 179L163 181H162V179H161V182L159 181H156V183L155 184H157V182H158V186L157 185H155V184H153L155 187L157 186V190H155L154 188V186L153 185H151V188H150V186L149 187H147L146 189L147 190H150V189H152V187H153V189L155 190H153L152 189V192L149 194V196H146V195H144L146 198H147V204L149 203L148 201L150 200V202H151V200H152V198H153V196H155L156 198L158 197L159 199H157L159 202L161 201V202H163V198H162V194H163V192H164V190L166 189V193L164 194V195H168V191H169V188H167L166 186H168L169 184H167L166 182H165ZM43 182V181H42ZM40 183L41 184V186L43 185V183ZM142 182H143V180H142ZM141 182V183H142ZM61 182L59 181V184H60ZM63 184H66V185H63ZM39 185V184H38ZM44 185H46V184H44ZM43 185V186H44ZM133 185H135L134 184V181H133ZM140 184H138V186H139ZM40 185H39V187H41ZM42 186V187H43ZM263 187H259L258 189H256L255 191H253L252 192V197L254 198V197H256V198H254L253 200L255 201V202H259V201H256L255 199H257V200H262V198H264V185H262ZM168 187H170V186H168ZM92 188H94V187H92ZM230 188V187H229ZM68 189H70V190H68ZM145 189V191H144V194L145 193H148V192H150V191H147ZM232 188H230L229 190H231ZM91 190H94V189H91V186L89 187V186H85V188H84V192H85V197H86V199L85 200H87V199H89L88 197L89 196H87V194L91 191ZM233 190H234V188H233ZM35 191H37V190H35ZM34 191V192H35ZM82 191V192H83ZM232 191V190H231ZM34 192H31L32 194H33V196H31L32 198L34 197ZM65 192V193H66ZM75 193L76 194V192L75 191H71L70 192V195H69V197H71L72 195H73V193ZM94 192V191H93ZM160 192V193H159ZM37 193L38 194H36V196H39V191H37ZM67 193V194H68ZM92 192H90V194H91ZM232 193V192H231ZM67 194L64 196V195H61L60 197H63L65 200H66V198H69V197H67ZM79 194V193H78ZM81 194V193H80ZM161 194V195H160ZM235 194V191H234V193H233V195ZM253 194H254V196H253ZM59 195H57V196H59ZM92 195V194H91ZM148 195V194H147ZM232 195V194H231ZM230 195V197L232 198L231 200L232 201H230V202H233L234 200V204L233 203H231L232 204V207H233V205H234V208H235V205H236V208H237V205H239V203L238 202H240L238 199H239V197L237 196V195H232L231 196ZM35 196V197H36ZM56 196V195H55ZM74 196V195H73ZM72 196V197H73ZM78 196V195H77ZM81 196H83L82 194H81ZM80 196V197H81ZM143 196V197H144ZM166 196H164L165 197V199H166ZM191 197H190V199L188 200L189 201V203H190V201H192V199L193 200H195V201H192V202H195V203H201V202H203L204 201V203H207L208 201H207V198H206V200L203 198L202 199V196L201 195H199V194H197V195H190ZM194 196V197H193ZM200 198H199V197ZM233 197H235V198H233ZM36 198H38V197H36ZM83 198V197H82ZM92 198H93V196H92ZM146 198H144V199H146ZM150 198V199H149ZM156 198H153L154 200L153 201H155V199ZM161 198H162V200H161ZM196 198V199H195ZM237 198V199H236ZM34 199V198H33ZM54 198H52L51 200H52V207L51 208H53L54 207V205L56 204V200H55V202H54V200H53ZM164 199V200H165ZM188 199V198H187ZM84 200V201H85ZM201 200V201H200ZM209 200V199H208ZM215 200V199H214ZM214 200H213V202H212V204H211V200L208 202L210 205H212V206H214L215 204H216V202H215V204L213 205V203H214ZM230 200V199H229ZM34 201H35V199H34ZM81 201L82 202H84L83 201V199H81ZM89 201H91L90 199H89ZM152 201V202H153ZM200 201V202H199ZM85 202H88V200L87 201H85ZM261 202V201H260ZM145 203V204H146ZM236 203H238V204H236ZM208 204V205H209ZM218 204V203H217ZM216 204V205H217ZM204 205H206V204H204ZM210 205L209 206H207L206 208H205V206H204V211L206 210L207 211V208H208V210H210L209 208H210ZM212 206H211V209H212ZM215 207V206H214ZM231 207V208H232ZM231 208H230V210H231ZM232 210H234V211H230V212H232L230 215H229V217H231V216H233V218L235 219V217L236 216H238L234 221H236V220H238L239 218H241V216H240V213L239 212H237L238 211V208L235 210V209H232ZM224 211H226V214L223 212L222 214H223V217L226 219H229V217H227V210L225 209ZM143 212H144V210H143ZM198 212V211H197ZM195 210H194V212H190V214H189V217L186 219L187 221L188 220H190V223H192L193 224V226L190 224V226L194 229H198V230H201L200 228L202 227V229L204 228V223L205 224H207V225H209V223H206L205 221H203V220H201V219H199V217H200V215L201 214H198ZM228 213H229V211H228ZM234 213H239V214H237L235 217H234V215H232V214H234ZM143 214V213H142ZM146 214V213H145ZM144 214V215H145ZM221 214V215H222ZM220 215V216H221ZM225 215V216H224ZM202 216V215H201ZM223 217L221 216L220 217V219H223ZM203 218H204V215H203ZM233 218L231 219L230 218V220H233ZM245 217L243 216V218H241V219H239V221H240V223L238 224V222L236 223H233V222H228V223H230V225H228V224H226V221H225V219H223L222 221L224 222V223H220L219 221H220V219H217V220H219V221H217V225H219V228H223V229H221L222 231L225 229L226 230V233H230L229 235L230 236H232V234L233 235H235L236 234V236H237V233H236V230L238 231V230H240V228H241V223H243V225H242V227H243V229H244V227H245V230H242V232H244V234H241L240 236H238V237H240L239 239L237 238V239H234V240H232L233 242L231 243L232 245H234L233 243H237L238 241H236V240H239V242L237 243V245H239V243H241L242 244V247H243V245H244V248L245 247H247L245 244H247V243H245L244 244V242H247V239H248V241H249V239H251L252 240V238H251V233H253L254 235L252 236L253 238H254V236H255V233L256 232H250V238L249 237H247L246 236V234H245V232H247V230H246V228L247 229H251V227L250 228H248L249 226H251V224L249 223V221L251 222L252 220H247L246 221V224H245V222H242L243 221V219H244ZM4 219H5V216H4ZM7 219V218H6ZM98 219H99V217H98ZM101 219L105 222H103V221H101ZM108 219V218H107ZM110 219V218H109ZM139 219V218H138ZM111 220V219H110ZM244 220H246V219H244ZM202 221V222H201ZM221 221V222H222ZM10 222L12 223V221H9V224H8V222L7 221H5V225L3 224V226L1 227V229L3 230V231H6L7 233L8 232H10L11 231V228H12V226H10ZM107 220L105 219V217H102V218H100V220H99V223H104V225H100V227H103L105 230H106V225H107ZM111 222V225H112V220L110 221ZM198 222H200V223H198ZM219 222V223H218ZM253 222V221H252ZM251 222V223H252ZM201 223H203L202 224V226L200 225ZM233 223V224H232ZM7 224V225H6ZM109 224V223H108ZM220 224H222L223 226H221ZM224 224L226 225V227L224 226ZM232 224V225H231ZM235 224V225H234ZM244 224L246 225V226H244ZM248 224H249V226H248ZM111 225L109 224V226L111 227ZM206 225V226H207ZM238 225V226H237ZM239 225H240V227H239ZM227 226H229V227H227ZM248 226V227H247ZM7 227V228H6ZM10 227V228H9ZM239 227V228H238ZM103 228H101L102 230H104ZM108 228V227H107ZM225 230H224V232H225ZM240 230V231H241ZM248 230V231H249ZM2 231V232H3ZM240 231H238V234L239 233H241ZM0 232H1V230H0ZM6 232H3V234H1V236L3 237V235L4 234H6ZM34 233L36 232V231H33ZM48 232H50L49 233V235H51L52 234V232L53 231H51V230H48V231H45V234L46 233H48ZM122 232H124L128 237H132V236H134L135 237V235L132 233V232H129V229H126L125 231H122ZM34 233L33 234H31L32 236V238L35 236L36 237V235L37 234H40V233H43V235H44V232H36L35 234L36 235H34ZM248 233V232H247ZM257 234H261V236H260V238L258 237V235H257V239H261V237H262V240L259 242L258 240V242H257V244H256V239L254 240V241H252V243H253V245H255V246H251L252 247V249H254V251L255 252H257L255 249L256 248H253V247H259V245L260 244H263V242H264V238H263V234H262V232H260V233H257ZM8 235V234H7ZM7 235H5L4 237H7ZM34 235V236H33ZM40 235H42V234H40ZM47 235V234H46ZM244 235V236H243ZM45 236V235H44ZM44 236H43V238H44ZM139 236H142V237H139ZM139 236H136V237H139L138 239H134L133 237L131 238V239H126L125 237H124V241L126 240V241H132L131 242V244H132V246L135 248V249H140L141 248V246H142V240H143V236L144 235H139ZM146 236V235H145ZM235 236V237H236ZM241 236H242V239H241ZM35 237L32 239H30V237H28L27 238V241H28V243H26L29 247V249L27 248V250H28V252H29V255H31V256H27L28 254V252H27V250H25V246L27 247V245H25L24 246V244L22 245V247L20 246V248H22L23 249V247H24V249H23V254L25 255V256H23V257H21L20 258V255H21V253H19L18 251H22L20 248L19 249H17L16 251H15V255H14V257H16V255H18V257H19V259H23V260H25V262H23V261H20V260H18V263H20V264H27V262L28 261H30L31 263H28V264H39L40 262V264H42V261H40V259H42V257H41V255H45V252H46V250H42V249H44L43 247H39L40 248V250L41 251H38L39 249L37 248L38 246H39V244H37V242H35L34 243V241L35 240H37V241H39L38 239H40V236L38 235V237H36V239H35ZM135 237V238H136ZM201 237V236H200ZM234 237V238H235ZM246 238L245 240H244V238ZM45 238H47V237H45ZM44 238V239H45ZM44 239H40V241L41 240H44ZM139 239H141V240H139ZM46 240V239H45ZM244 240V241H243ZM236 241V242H235ZM263 241V242H262ZM201 245H200V250H202V251H204V250H214V247L213 246H210V245H208L206 242H203V239H201ZM205 243V244H204ZM88 244H89V242H88ZM87 244V245H88ZM231 244H229L228 246H232ZM241 244L237 247V245L235 246H233V249L235 248L236 250H238V251H242V249L240 250L239 248H242L241 247ZM249 244V243H248ZM32 245H35V247L37 248H34V246L32 247ZM164 245H166V241H165V243H164ZM250 245H252L251 243H250ZM264 245V244H263ZM50 246V245H49ZM49 246H45V247H49ZM170 245L168 244L166 247H169ZM262 246V245H261ZM172 247V246H171ZM170 247V248H171ZM33 248V249H32ZM52 247L50 246V249H51ZM165 248V247H164ZM173 248V247H172ZM171 248V249H172ZM202 248V249H201ZM232 248V247H231ZM34 249H36V252L35 251H33ZM45 249H47V248H45ZM166 249H169V248H166ZM246 249V248H245ZM245 249H243V251H245V253H247L248 251L247 250H245ZM47 250H49V249H47ZM170 250V249H169ZM174 250V251H173ZM26 251V252H25ZM37 251L38 252H41V255H40V253H38V254H36L37 253ZM43 251H45L44 252V254L42 253ZM171 251V250H170ZM172 251L174 252V253H176V249H172ZM247 251V252H246ZM253 251V250H252ZM17 252V253H16ZM169 252V251H168ZM249 252H251V251H249ZM170 253V255H172V253L171 252H169ZM166 254H168L167 252H166ZM38 255V256H37ZM32 257V261H31V259L30 260H28V261H26L27 259H29V258H25L24 259V257ZM39 256H40V258H39ZM77 256V255H76ZM72 258L74 257V254H73V256H71ZM78 257V256H77ZM16 259H18L17 257H16ZM16 259H14L13 258V256H11V259H9L10 261H12V260H16ZM74 259V258H73ZM38 260L40 261L39 263H38ZM74 260H76V257H75V259ZM78 260V259H77ZM258 260H260V259H257L256 261H258ZM256 261H253L252 263H250V264H256ZM13 262V261H12ZM23 262V263H22ZM33 262V263H32ZM264 261L262 260L260 263H259V261H258V263L257 264H264L263 263ZM245 263V262H244ZM14 264H16V262H14Z\"/></svg>",
    "mask_w": 264,
    "mask_h": 264
}]
</instances>
